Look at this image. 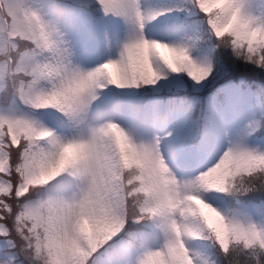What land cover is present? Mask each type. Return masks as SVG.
Masks as SVG:
<instances>
[{
  "label": "snow or ice",
  "instance_id": "obj_1",
  "mask_svg": "<svg viewBox=\"0 0 264 264\" xmlns=\"http://www.w3.org/2000/svg\"><path fill=\"white\" fill-rule=\"evenodd\" d=\"M0 264H264V0H0Z\"/></svg>",
  "mask_w": 264,
  "mask_h": 264
}]
</instances>
